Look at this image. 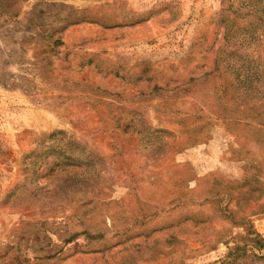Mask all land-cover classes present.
I'll return each mask as SVG.
<instances>
[{
  "label": "rangeland",
  "instance_id": "1",
  "mask_svg": "<svg viewBox=\"0 0 264 264\" xmlns=\"http://www.w3.org/2000/svg\"><path fill=\"white\" fill-rule=\"evenodd\" d=\"M0 264H264V0H0Z\"/></svg>",
  "mask_w": 264,
  "mask_h": 264
}]
</instances>
